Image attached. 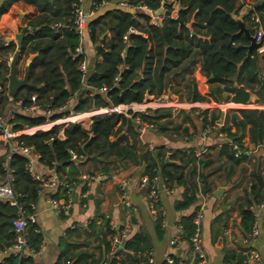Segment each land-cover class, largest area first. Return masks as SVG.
<instances>
[{
	"label": "trees",
	"instance_id": "obj_1",
	"mask_svg": "<svg viewBox=\"0 0 264 264\" xmlns=\"http://www.w3.org/2000/svg\"><path fill=\"white\" fill-rule=\"evenodd\" d=\"M18 1L32 6V11L25 17V22L31 29H26L22 38L18 61L23 55L34 54L27 70V79L33 85H23L13 97L9 96L7 89L9 56L16 49V42L13 39L6 40L7 34L0 32V85L3 87L0 91V114L10 102L17 99H21L23 105L30 103L32 94H35L36 102L43 109L51 111L49 118L54 120L69 115L70 112L142 102L153 94L158 96L166 91L177 93L182 79L187 73L194 71L197 61L201 62L202 76L208 83L214 85L210 87L208 96L202 95L197 90L196 82L192 80L189 85L190 99L207 100L211 96L215 100H222L224 97H230L233 101L247 103L250 94L254 92L258 100L264 102V80L261 78L259 67V61L264 58V53L253 48L244 58L249 39L239 30L234 18V14H240L247 0H175L179 4L177 18L181 22L177 18L167 16L159 25L151 24L150 14L146 12H130L119 7L106 9L87 22L89 38L97 46L96 55L100 57L87 74H83L80 69L84 54L76 51L79 37L71 21L70 4L73 0H1L0 18ZM93 1L99 4L105 0ZM128 2L132 5H145L150 9L162 5V0ZM163 5L167 10L173 9L172 1L165 0ZM253 13L259 16L264 25V0H253L242 13L243 21L251 34L255 32ZM190 18L192 23L191 27H188L185 23ZM20 27L18 25L15 29L19 30ZM130 27L139 32L129 31ZM3 28L7 26L3 25ZM16 72L19 73L18 67ZM116 75H119L117 81ZM84 80L97 89L101 86H110L111 89L105 92H91L82 87ZM222 90L227 92V96H222ZM74 96L77 99L71 109H60ZM165 110L154 108L150 110L151 112L145 113L129 109L127 113L130 116L117 111L98 113L91 117L87 128L77 122L60 123L30 133L21 132L14 138L18 143L32 145L33 150L38 153L39 161L55 169L58 175V188L53 195L63 196L67 195L71 179L62 177L59 172L66 166L71 168L75 166L71 151L76 152L77 156H86L93 161L108 160L115 165L125 163L127 159L135 160L134 147L128 144L126 135L121 132L122 129L125 128L130 134H136L138 133L134 119L136 116L155 123L157 117ZM199 116L203 126L206 123H215L218 118L214 114L209 118L207 109L199 111ZM76 117L88 122L87 113ZM46 118V114L39 111L31 114L15 111L9 120L12 122L13 130H20L44 123ZM231 125H235V130H231ZM247 125L250 140L264 144V110L261 108H242L238 112H233L232 124H223L219 131L237 141L243 151L244 147L240 142L242 134L239 132L243 133ZM61 129L64 138L59 136ZM224 148L234 156L230 143H226ZM143 158L146 165L141 174L149 178L146 191L149 190L151 179L160 173L167 186L172 187L175 181L183 186L180 197L174 200L176 210L187 208L194 203L198 186L190 180L189 170L184 173L183 166L177 164H163L160 167L157 160L162 161V156L159 152L153 155L152 151H148L143 154ZM26 161L27 157L17 151L11 152L9 158L6 154L0 156V180L4 179L5 166L8 165L14 177V190L26 210L33 212L32 204L36 202L43 186L30 175L25 167ZM258 191L253 187L254 199L247 200L246 205H242L241 208V223L247 230L251 228L254 219L249 204L252 201H259L262 197L258 196ZM195 213L193 211L180 219L186 236L194 229ZM15 215L16 207L0 199V250L15 241V232L11 224ZM161 224L162 215L159 214L154 219L155 231L158 234L161 232ZM35 226V222L28 223L26 237L29 246L38 249L42 235ZM115 230L110 227L108 229L112 238L116 235ZM111 243L109 240L105 242L106 250L111 248ZM150 247L151 241L147 231L139 228L123 241L121 247L115 249L106 264H118L117 255L122 252H127L128 258H122L119 264H150L147 256L143 254ZM128 250L133 252L130 254ZM66 260H70L67 264L99 262L98 258L90 255L85 249L64 250L57 264H66ZM0 264L38 263L31 255L19 257L14 253H8L0 260Z\"/></svg>",
	"mask_w": 264,
	"mask_h": 264
},
{
	"label": "crops",
	"instance_id": "obj_2",
	"mask_svg": "<svg viewBox=\"0 0 264 264\" xmlns=\"http://www.w3.org/2000/svg\"><path fill=\"white\" fill-rule=\"evenodd\" d=\"M84 1L85 7L90 9L93 0ZM252 1L247 0L242 8L243 11ZM100 4L97 5L89 19L106 9L119 7L130 12L149 13L151 24L159 25L162 21L161 18L152 14L150 8L132 5L128 0H105ZM172 4L173 9L169 17L176 18L179 4L175 0ZM31 11L32 6L18 1L13 4L7 13L1 16L0 32L7 34L6 40L13 39L16 42L15 34L20 29L16 30L15 27L18 25L21 27L25 25L27 29H31L25 22L26 15ZM243 11L238 15L242 16ZM160 12L158 11V13ZM28 19L29 17L26 18V20ZM191 23L190 18L185 24L191 27ZM3 25H6L7 28H3ZM135 30L134 32H139L137 29ZM79 44L84 54L85 73L87 74L93 68L96 59L100 58L96 55L95 45L91 42L87 29L82 38L79 39ZM258 52L261 53L259 50ZM33 55L26 54L19 59L17 65L19 68L17 75L19 77H22L24 67L29 64ZM259 67L261 78L264 80V58L259 61ZM200 69L201 62L197 61L194 71L190 74L187 73L182 79L177 93L166 91L158 96L153 94L148 100L128 104L124 111L111 110L114 105H107L83 112H70L69 115L54 120L49 118V113L46 115V121L38 124L39 127L26 128L27 132L36 129H47L54 124H67L68 122H77L82 126L86 124L84 127L87 128L91 122V117L104 109H108L106 113L117 111L125 113L126 116H130L127 113L129 109L141 111L144 107L149 112L154 108L166 109L163 114L157 117L154 127H148L141 132L137 131L136 134H130L125 128L122 129L121 132L126 135V141L134 147L135 160L127 159V162L115 165L108 160L93 161L86 158V156H81L74 160V167L66 166L64 170L62 169L59 172L62 177L71 179L67 188L72 197L69 215L56 213L48 202L49 193L55 192L58 185L53 188L42 187L36 202L32 204L36 215L35 229L42 235L38 252L31 255L38 264H57L61 253L66 249L69 251L85 249L90 255L99 259L97 264H106L108 258L113 256V253H110V248L105 249V242H108V240L111 242L114 238L108 233L109 227L114 230L116 228L115 234L118 231L117 227H126L127 234L124 240L131 237L139 228L145 229L151 241L149 251H151L152 259L155 254L153 238L161 239L167 233L168 240L161 247L164 255L163 260L161 262L153 261L152 264H170L164 259L168 253L175 260L183 259L186 263L193 264L189 262L192 251L188 241L179 240L175 244L170 243L181 217L193 211H200L201 213V240L208 263L240 264L244 257L243 250L246 247L245 237L249 231L241 223V208L242 205H246L247 200L254 199L253 187L259 190L258 196H262L259 201L264 204V144L254 143L250 140L249 125H247L243 133L239 132L242 134L240 142L244 150L240 157L233 156L228 149L224 148V145L229 143V137L219 131V128L223 124H232L233 112H238L239 109L261 108L264 110V102H260L254 92L250 94L247 103L233 101L230 97H224L222 100H215L211 96L207 100L190 99L189 85L192 80L196 82L197 90L202 95L208 96L210 87L214 85L206 81ZM82 87L89 89L91 92L100 91L85 80L82 81ZM221 94L227 96L225 90H222ZM76 99V96L70 98L66 108L71 109ZM13 105V102H10L5 107L2 112L3 117H6ZM203 109H207L209 118L212 114L218 117L215 121L217 126L208 133H203V121L197 113L198 110ZM86 113L88 114L87 123H83L76 117L79 114ZM235 128V125H231V130H235ZM59 136L64 138L62 129ZM199 150L202 153L196 156ZM148 151H152L153 155L159 152L162 156V161L157 160L160 167L163 164H177L183 166L184 173L189 170L190 180L198 186L197 198L194 203L187 208L176 210L174 200L180 197L183 190L182 184L180 185L175 181L173 186L169 187L160 173L156 175L157 197L159 204L164 209L159 234L156 233L154 227L156 216L152 215L149 220L143 209L138 205L139 203H146L148 199L146 187L140 186V176L143 175L141 173L146 165L143 154ZM5 153L6 142L0 136V156L5 155ZM166 157L171 162L163 163ZM34 158V169L44 176H49L52 172L51 167L40 162L38 157ZM114 172H118V175L128 179L127 189L135 207L133 213L127 214L125 207L119 200L120 191L117 179L111 177ZM100 174L105 177L99 178ZM203 175L206 176L205 180ZM186 183L189 184L188 181ZM259 201H252L249 204L250 209L252 210L251 206ZM255 212L257 214V225L262 219L263 233L257 236L252 244L260 251V258L256 264H264V205L255 209ZM132 214L133 218H131ZM4 249L0 250V260L7 254ZM128 252L131 254L133 251L128 250ZM122 258H128L127 252L117 255L118 264ZM68 261L70 262V260H66V264L69 263Z\"/></svg>",
	"mask_w": 264,
	"mask_h": 264
},
{
	"label": "built area",
	"instance_id": "obj_3",
	"mask_svg": "<svg viewBox=\"0 0 264 264\" xmlns=\"http://www.w3.org/2000/svg\"><path fill=\"white\" fill-rule=\"evenodd\" d=\"M174 2V0H166V2ZM84 0H73L70 4V13H71V21L73 24L74 31L78 34L79 39L82 38L83 33L87 29V22L89 20L90 15H92L97 8L98 3L93 1V6L90 9H87L84 4ZM165 0H162V5H160L157 9H151L152 14L155 16L163 19L167 16H170V14H167V9L164 7ZM139 6V5H138ZM145 6V5H140ZM146 7V6H145ZM158 11H161L158 13ZM243 9L240 10L242 12ZM253 20L255 23L253 24V27L255 28V32L253 33L255 40L259 41L261 40V45L257 48L261 53H264V25L260 21L259 16L257 14L252 15ZM129 31H136L135 28L130 27ZM123 38H126V35H123ZM76 51L78 53H82V47L79 44L76 47ZM12 56V55H11ZM11 56H9V59H11ZM80 69L82 73H85V61L83 60ZM119 79V75H116L115 81ZM3 89L2 85H0V91ZM111 89V87L107 86H101L99 87V90L101 92H105L107 90ZM162 96V95H161ZM163 97V96H162ZM168 98V97H166ZM31 102L23 105L21 99H17L13 101V108L9 111V113L6 115V117H3L2 114H0V136L4 139L6 142V156L7 158L10 157V153L17 151L22 154H24L27 157V161L25 164L26 169L29 171L30 175L41 182L42 186L44 187H56L58 185V175L54 168L52 169V172L49 176H44L37 172L34 169L33 163L35 158L38 157V153L33 150L32 145L28 144H22L18 143L17 140L14 138L17 134L25 131L26 128L32 129L34 126L31 127H24L21 130H13L12 129V122H10V118L13 117V114L15 111H24L26 113H35L37 111L44 113L48 115L51 113L50 110L47 108H42L37 102L35 98V94H32L30 96ZM70 100V99H69ZM68 100V102H69ZM67 102V104H68ZM67 104L63 105L60 109L65 108ZM128 104H118L114 105L111 110H117V111H124L125 107H127ZM108 109L102 110L100 113H106ZM141 111H144L147 113L148 111L143 107ZM199 114V110L197 111ZM135 121L137 123V129L139 132L145 130L148 127H154L155 123L150 122L147 119L141 118L139 116H136ZM39 127L40 125H35ZM216 123H206L203 127V133H208L210 131H213L216 127ZM36 128V127H34ZM34 131V130H33ZM33 131H27V133L33 132ZM224 133V132H222ZM225 134V133H224ZM226 135V134H225ZM229 143L231 144V148L234 150L235 156H240L242 154V149L240 148L237 141L232 140L229 138ZM202 151H197L196 156L201 155ZM81 156H77L76 152L71 151V158L76 159ZM6 174L4 179L0 180V199L8 201L10 204L14 205L16 207V215L12 219V228L15 232V241L7 246L4 251L6 253H14L18 255L19 257H25L28 255H34L38 252L39 249H33L29 246L27 237H26V227L28 223L35 222L36 215L33 212H28L26 208L24 207L22 201L19 199L18 193L14 190L13 187V174L12 169L6 165ZM105 176L103 174L99 175V178H104ZM112 178H116L119 186V200L122 203V205L125 207V211L127 214L130 212H133L135 210L133 201L130 197V194L127 189V183L128 179L126 177H122L121 175H118V172H114L111 174ZM156 176H154L151 179V184L149 187V190L147 191L148 195V202H149V210L152 213V215H159L164 213L163 207L159 204V200L157 197V188H156ZM149 178L147 175H141L140 176V186L146 187L148 186ZM40 192V191H39ZM54 191L49 193L48 202L52 209L58 213L63 215H69L71 212V206H72V197L71 194L67 191V195L63 196H54ZM264 204L259 201L258 203H255L251 206L253 213H254V219L251 224V228L249 229L247 236L245 237L246 247L243 250L244 257L240 261V264H256L257 261L260 258L259 251L255 248V246L252 244V241H254L258 235V228H257V214L255 212V209L263 206ZM200 218L201 213L200 211H197L193 217V223H194V229L192 233L189 236L185 235L183 225L178 222L176 225V230L174 236L170 239L171 244H175L179 240H185L188 241L191 245V258L189 259V262L193 264H209L206 253L202 246V240H201V231H200ZM113 228H115L114 225H112ZM116 229V228H115ZM117 233L113 238V243H111L110 253H113L115 249L118 247H121L122 242L124 238L126 237L127 228L122 227L119 229L117 227ZM151 251H144L143 254L147 255L149 263H153V259L150 255ZM165 261L170 264H185L186 261L183 259H177L175 260L171 254L165 255ZM69 262V261H68Z\"/></svg>",
	"mask_w": 264,
	"mask_h": 264
},
{
	"label": "water",
	"instance_id": "obj_4",
	"mask_svg": "<svg viewBox=\"0 0 264 264\" xmlns=\"http://www.w3.org/2000/svg\"><path fill=\"white\" fill-rule=\"evenodd\" d=\"M167 14H170V10L166 11ZM177 18V17H176ZM234 18L237 21L239 30L242 31L249 39V44L247 45V52L244 58H246L249 55V52L253 49V48H258L261 45V40L256 41L255 37L253 34H251L248 30V28L246 27L243 18L241 15H235L234 14ZM178 19V18H177ZM179 22H181V20L178 19ZM27 27L25 25H23L20 30L15 34V39H16V49L14 50L11 59H10V63H9V73H8V83H7V89H8V94L10 97H13L17 90L23 86V85H33L31 82L28 81L27 79V70H28V64L25 65L24 67V73L22 75V77H19L17 75L16 72V67H17V62H18V58H19V50L21 48V42H22V38L25 34ZM97 46L95 45V48ZM171 162V160H169L167 157L164 159L163 163H169ZM161 163V164H163ZM206 176L203 175V179L205 180ZM133 213V212H132ZM131 218H133V214L131 215Z\"/></svg>",
	"mask_w": 264,
	"mask_h": 264
},
{
	"label": "rangeland",
	"instance_id": "obj_5",
	"mask_svg": "<svg viewBox=\"0 0 264 264\" xmlns=\"http://www.w3.org/2000/svg\"><path fill=\"white\" fill-rule=\"evenodd\" d=\"M92 1V0H91ZM99 5H101L100 3H99ZM98 5V6H99ZM92 6H93V4L92 5H90V8H92ZM258 51V50H257ZM66 107L67 106H65V108H63V109H66ZM82 121V120H81ZM83 123H86V122H84V120L82 121ZM84 126H86V124L84 125ZM145 191V190H144ZM146 192V191H145ZM147 195V194H146ZM147 198H148V196H147ZM139 205V207H141L142 209H143V211H144V213L146 214V217L150 220L151 218H152V213L150 212V210H149V202H148V199L146 200V203H139L138 204ZM164 206V205H163ZM262 219H260V221H259V225H257V228H258V235L257 236H259L261 233H263L262 231H263V229H262ZM167 240H168V237H167V233L164 235V237L163 238H157V239H154L153 238V241H154V252H155V254L153 255V261H155V262H161L162 260H163V253H162V249H161V247L167 242ZM256 248V247H255ZM257 250H258V248H256ZM259 251V250H258ZM260 252V251H259ZM161 258V259H160Z\"/></svg>",
	"mask_w": 264,
	"mask_h": 264
}]
</instances>
